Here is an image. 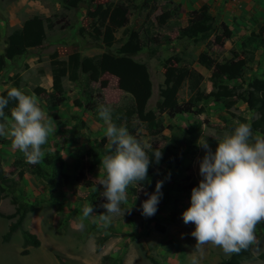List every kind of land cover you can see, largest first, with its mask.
<instances>
[{"label": "rangeland", "instance_id": "1", "mask_svg": "<svg viewBox=\"0 0 264 264\" xmlns=\"http://www.w3.org/2000/svg\"><path fill=\"white\" fill-rule=\"evenodd\" d=\"M143 1L134 0L127 3V0H78L75 7H65L63 0H0V55L3 52L6 37L18 30L26 19L37 16L48 20L44 24V39L41 44L28 49L24 55L6 62L0 71V92L16 87L25 94L34 96L38 106L52 118V131L47 138V149L60 148L63 155L75 159L80 169L85 170L87 179L99 181L106 176L105 170L100 166L103 157L111 154L108 150L110 138L105 136L106 125L96 111L85 112L82 106L74 104L77 102L84 106L90 95L98 108L103 105L111 110L112 119H115L112 123L117 127L123 126L127 130H133V136L142 145L167 147L168 140L173 135L179 139V145L173 149L174 152L183 153L181 166L177 169L173 167L166 169L160 166L161 171H166L168 177H165L162 184V196L153 216L142 215V203L148 199L145 193L152 194L155 188L140 187L135 182L126 189L127 198L120 205V214H112L107 225L100 221L93 225L91 230L87 229L90 232L84 240L83 238L77 240L74 234L69 232L72 230L66 231L65 223H57L60 221L58 216L52 220L50 213L47 212L49 218L40 221L35 213H31L34 219L30 220V226L34 229L30 227L29 231L36 232V236L41 239L45 247L38 254L34 252L28 257H22L19 251L16 252L19 244L14 240L7 247H4L0 241V264H38V259L41 264H54L48 262L51 251H45L47 246L54 247L65 259L66 264H152L149 258L155 264H191L193 257H196L199 264H220L222 259L229 256L230 253H225L222 248L210 243L203 246L202 256L196 251L194 248L196 240L190 235L195 230V225L191 223L185 225L182 219L183 212L191 205L192 189L185 194H179L176 192V186L193 183L194 187H198L202 179L199 174V164L205 155L201 144L206 141L214 152L218 146L216 141L222 138L225 131L231 132L239 123L248 124L254 118V114L249 112L241 102L235 103L229 111H226L220 104L207 98L196 105V108L202 109L199 115L180 114L169 118L158 105L161 102L160 90L164 88L163 65L195 70L202 76L199 91L207 94L211 90L207 81L209 72L197 64V56L204 52L217 63H222L230 59L233 54L237 57L241 56L239 42L229 38L223 40L221 46L214 45L215 37L222 35L219 22L214 17L213 28L207 37L195 40L180 39L178 29L186 20V12L181 8L178 11L174 10L179 0H154V2L145 0V7L142 6ZM120 3L128 6L127 24L116 28L112 33L114 44L105 46L101 38L105 34L106 22L101 21L98 13L108 8L111 10ZM149 7H154V10H149ZM94 12H96L95 16H92ZM165 12L170 16L163 22H159V17ZM47 24L51 27L47 28ZM262 29L264 31V27ZM132 31L137 33L143 48L131 56L130 60L145 66L150 83L148 91L131 96L118 90L115 77L103 73L96 82H87L82 74H79L76 82L62 78L64 101L57 108H49L45 104L44 95L38 97L32 94V89L35 87L44 89L46 93L50 91L51 55L55 54L57 61L66 60V57L72 53H78L81 57H99L102 54L119 56L116 53L117 48L127 41ZM251 67L252 63H249L245 70V78L242 81L246 83L254 78V73L249 72ZM101 82H104L102 88ZM189 99L187 83L183 82L177 91L176 101L180 105H186ZM126 108L134 111L142 110L144 113L152 112L155 120L161 122L165 129L159 134L153 133L156 129L148 130L146 124L139 122L135 115H130L126 119L119 118ZM85 114L87 118L94 120H92V132L84 127L81 120ZM6 122L11 125L14 121L7 119ZM83 129L85 132L79 136L80 130ZM101 137L107 140L103 146L99 145ZM74 144L76 146H73ZM15 150L16 148L11 145L0 146V166L6 177L13 180H16V170L11 163ZM89 150L102 154L97 155L92 170L86 171L92 162V155H84ZM67 169L70 170L71 175H75L71 167L68 166ZM20 183L21 181L18 182ZM83 189V187L79 190L74 188L70 191L79 195L80 199L86 195V198L90 200L87 193L89 190ZM15 194L18 197L21 196L20 193ZM10 197L12 194H7L5 198L0 199V211L4 214H10L13 211L9 203ZM107 202H95L100 213L98 215H107V210L102 207ZM43 212L46 211L43 210ZM171 212L174 216L170 221L169 213ZM73 214L81 215L82 213ZM38 221L45 223L41 224L43 227H47L38 228ZM154 225L163 227V230H155ZM56 228L59 234L55 232ZM79 230L81 228L77 229ZM62 231L64 232L61 233ZM255 237L256 243L249 246L253 258L241 264H264L256 258L260 252L264 251V222L256 225ZM97 243L99 248L96 250ZM36 256L37 259H35Z\"/></svg>", "mask_w": 264, "mask_h": 264}, {"label": "trees", "instance_id": "2", "mask_svg": "<svg viewBox=\"0 0 264 264\" xmlns=\"http://www.w3.org/2000/svg\"><path fill=\"white\" fill-rule=\"evenodd\" d=\"M129 1L132 2L134 0H127V3H129ZM77 2L78 0H63L65 7H75ZM145 3L146 1L144 0L142 6L145 7ZM179 8V4L174 6L175 11H178ZM108 9L98 13L101 21L106 22L104 28L105 34L101 38V42L105 46L114 44L115 40L112 33L116 28L124 27L127 24L126 14L128 6L120 3L115 5L111 10ZM148 9L154 10V7H149ZM95 13L96 12H94L92 16H95ZM169 16V13H163V15L159 17V22H163ZM47 22V19L32 16L26 19L18 30L13 31L6 37L3 52L0 55V71L3 69L6 62L24 55L28 49H32L41 44L44 39V24ZM214 22L215 19L209 13V6L206 3L201 4L196 9L186 12V20L178 29V38L188 40L205 38L211 32ZM219 26L222 35L221 37H215L214 45L217 46H221L223 40H228L231 37V33L225 24L219 23ZM50 27L51 25L47 24V28ZM262 31L263 29L260 28L256 33L250 32L242 39L239 44L240 57L233 54L230 59L222 63H217L211 56L204 52L197 56V64L209 72L207 81L210 84L211 90L207 94H203L199 91V84L202 80V76L195 70L166 67L163 65L165 69L163 81L164 88L160 90L159 96L161 102L158 105L161 107L162 112L169 118L180 114L199 115L202 113V109L196 108V105L198 102L207 98L220 104L226 111H229L235 103L241 102L249 112L254 114V118L248 123L253 134L264 136V75L262 78H253L247 83L242 81L247 65L251 63L253 58L251 46H264V38L261 36ZM96 38L97 37H95V39ZM153 40L156 41L155 39ZM142 48L137 33L132 31L127 41L117 48L116 53L119 56L102 54L99 57H81L78 53H72L66 57V60L57 61L55 59L56 55L53 54L50 56L49 61L51 79L50 91L46 93L44 89L35 87L32 89V94L38 97L44 95L45 104L48 107H57L64 101L61 86L62 78L65 77L70 82H76L79 74H82L85 76L87 82H96L103 73H108L115 77L118 90L126 94L135 96L146 92L150 89L146 68L143 64L135 63L130 60V57L137 54ZM175 60L177 59L175 58ZM183 82L187 83L190 93V99L186 105H180L176 101L177 91ZM103 85L104 82H101L100 87L102 88ZM9 90L10 88L1 91L0 96L6 97ZM74 104L75 106H82L85 112L96 111L99 113L98 107L93 103L90 95H88V99L84 106L77 102H74ZM15 106L16 102L10 101L8 107L5 109V116L9 121H13L10 113L11 109ZM130 115H135L139 122L145 123L148 130L151 131L152 128H155L156 131L153 133L159 134L165 129L161 122L155 120L152 112L144 113L142 110L134 111L126 108L119 118L126 119L130 117ZM3 120L4 118H0V122H3ZM111 120L112 122L115 121V119H112V116ZM128 132L133 136V130L128 129ZM106 142V138L101 137L99 145L103 146ZM10 145L12 146L11 138L0 136V146ZM177 145H179V139L171 135L167 147H152L151 149H147L146 152L151 161L148 168L147 179L135 183L140 187L155 188L158 181L164 182L168 174L166 171H161L160 166H164L166 169H170L171 167L177 169L181 166L183 153H175L173 150ZM41 147L43 150V146ZM155 149L161 151V158L158 162L155 157L152 156L153 150ZM108 150L110 153L114 152V146L111 145L110 140ZM84 155H92V162L86 170L91 171L95 165L98 153L89 150L84 153ZM13 156L14 159L11 165L16 170V180L6 177L5 172L0 166V199L5 198L7 194H11V189L19 185L18 182L23 173L27 171L31 178L42 181L47 185L48 189L70 185H79L84 189H88L90 207L97 212L98 208L95 202L107 201L103 196L105 189L102 186V181L106 177L101 178L97 182H92L85 177V170L80 169L77 161L73 166L75 175L64 174L62 172L63 160L56 150L53 151L52 154L45 153L37 164L27 163L23 152L17 148ZM193 187V183L176 186V192L185 194L193 189ZM9 203L13 207L12 213L4 214L0 212V218L8 221L4 233L0 236V241L1 243H7L11 236L18 232L21 239L19 255L25 256L28 254L29 248H37L40 243L34 234L30 233L22 226L19 219L20 214L24 211L25 205L19 203L13 196L10 197ZM173 216V212L169 213L170 221L173 219ZM154 229L162 231L163 227L154 225ZM56 230L58 229L56 228ZM98 248L99 244L97 243L96 250ZM54 257L58 264H66L62 256L55 254ZM252 258L253 256L248 247L246 250L242 249L239 253H230L227 258L220 261V264H241V262L251 260ZM256 258L264 262V251L260 252ZM149 260L152 264H155L151 258H149Z\"/></svg>", "mask_w": 264, "mask_h": 264}, {"label": "clouds", "instance_id": "3", "mask_svg": "<svg viewBox=\"0 0 264 264\" xmlns=\"http://www.w3.org/2000/svg\"><path fill=\"white\" fill-rule=\"evenodd\" d=\"M10 101L16 102L10 113L14 121L11 125L5 116ZM98 112L106 125L105 136L114 146V152L100 162L106 172L102 186L108 202L102 205L107 215L98 218L107 225L112 214H120L127 187L147 179L151 161L145 149L152 146L142 145L125 127L112 123L109 108L101 105ZM0 118L5 121L0 122V136L11 137L12 146L23 152L27 163H39L44 156L41 146L52 131V118L38 106L35 97L11 87L6 97L0 96ZM216 142L214 152L206 141L201 144L205 150L199 164L202 179L192 189L191 205L182 214L185 225H195L190 235L201 256L203 246L209 243L225 253L246 250L256 243V225L264 222V136H254L250 125L239 123ZM152 156L158 162L161 151L153 150ZM162 184L158 181L154 193H145L148 199L142 203V215L151 217L156 213ZM92 211V207H86L84 216H90ZM79 227L83 229L84 225ZM191 264H199L196 257Z\"/></svg>", "mask_w": 264, "mask_h": 264}, {"label": "crops", "instance_id": "4", "mask_svg": "<svg viewBox=\"0 0 264 264\" xmlns=\"http://www.w3.org/2000/svg\"><path fill=\"white\" fill-rule=\"evenodd\" d=\"M181 10L184 12L192 11L196 9L201 4L206 3L209 6V13L212 17H214L219 23H223L227 26L231 33L230 40L236 41L238 44L244 39L250 32H257L258 29L264 27V0H179L178 1ZM264 31H262L261 36L263 37ZM264 38V37H263ZM251 51L253 53L252 58V67L249 72L254 73V78H262L264 75V46L263 47H255L254 45L251 46ZM245 73L243 75V78ZM58 107V106H57ZM53 107V108H57ZM50 108V107H49ZM83 121L84 127L89 132H92V120L87 118L86 114L81 119ZM94 121V120H93ZM103 122V121H102ZM83 127V125H82ZM83 127V128H84ZM91 130V131H90ZM85 132V129L80 130L79 136ZM48 142V141H47ZM47 142L42 145L44 154H52L53 151H57L59 156L63 160V169L62 172L66 175H71L70 170L67 167H71L72 172L73 166L76 164L75 159L68 158L66 155H63L60 148H53L51 150L47 149ZM73 146H76L75 144ZM106 153V152H104ZM101 152H98V155H101ZM112 154V153H111ZM85 175V172H84ZM106 177V176H104ZM90 180V179H89ZM21 183L11 189V194L15 197L19 203H23L25 205L24 211L20 214L19 219L21 221L22 226L26 230H30L29 228H33L31 225L30 220L34 219L31 216V213H35L36 217L41 221L47 220L48 214L50 213L51 219L53 220L56 216H58L57 223H65L66 224V231L72 232L77 240L88 237V230H91L93 225L100 223L98 218V213L94 210L90 213V216H84V209L86 207H90V202L86 198V195L82 196V199L79 198V195H75L70 191V189L82 187L79 185H70L69 186H61L59 188H51L48 189L47 185L40 180H34L30 177L27 171H25L20 179ZM92 181V180H91ZM97 182V181H92ZM87 191L88 189H83ZM14 193V195H13ZM15 193H20L21 196L18 197ZM89 194V192L87 191ZM51 208L50 210H47ZM54 208V209H53ZM43 210L46 212L44 213ZM1 212V211H0ZM49 212V213H47ZM81 212V215L73 214ZM3 213V212H1ZM26 214L28 216H26ZM30 214V216H29ZM0 218V236L4 233L6 229V225L8 223L7 220ZM37 222V227L40 229H44L41 224ZM83 224V229L77 231L80 228L78 225ZM69 224V225H68ZM48 225V224H47ZM68 227V229H67ZM34 229V228H33ZM88 229V230H87ZM87 230V231H86ZM65 231V230H64ZM62 231L61 233H63ZM30 232V231H29ZM32 234L36 236V232L34 231ZM30 232V233H31ZM56 233L59 234L58 230H55ZM63 235V234H62ZM38 239V237L36 236ZM40 239V238H39ZM38 239V240H39ZM14 240L17 244H19V248L16 249V252L20 251L21 249V239L18 232L14 233L10 240L7 243H3L4 247H7L11 244ZM39 247L37 248H29L28 254L22 257H28L32 253L38 254L40 250H43L44 244L42 243L41 239L39 240ZM47 248V249H46ZM45 251H51V257L48 259V262L57 263L54 255L58 254L59 252L54 247L47 246ZM61 256V255H60ZM37 259V256L35 257ZM65 260V259H64ZM38 264H41L40 259L37 260ZM36 264V263H34ZM81 264V263H77Z\"/></svg>", "mask_w": 264, "mask_h": 264}]
</instances>
